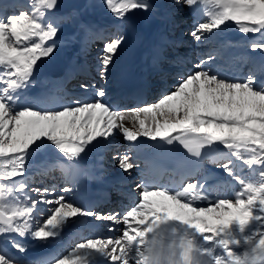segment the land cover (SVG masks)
<instances>
[{
    "label": "snow or ice",
    "instance_id": "1",
    "mask_svg": "<svg viewBox=\"0 0 264 264\" xmlns=\"http://www.w3.org/2000/svg\"><path fill=\"white\" fill-rule=\"evenodd\" d=\"M102 3L119 22L97 56L99 78L106 81L125 41L128 15L149 11L151 4ZM170 6L193 13L195 23L188 34L197 43L231 22L244 34L247 49L264 53V0H171ZM58 7L59 0H27L11 10L0 6V264H26L15 255L28 250L24 241L45 245L60 239L78 217L112 222L108 231L120 234L80 237L63 251L28 264H264V59L229 78L210 66L219 54H207L193 71L179 76L174 90L127 110L107 103L104 87L88 83L79 87L94 90L90 100L52 108L21 105L38 61L54 53L62 25L100 39L80 19L79 9L57 15ZM162 58L157 49L155 64ZM115 131L129 142L147 137L178 143L197 161L211 156L234 183L226 194L217 190L215 196L207 179H191L190 173L171 185H155L147 179L153 166L146 161L145 178L135 185V202L123 213L108 214L74 205L65 195H55V188L30 184L28 163L34 157L62 154L45 162L40 174L59 170L71 176L87 147ZM113 159L125 173L138 167L128 154ZM70 191L68 186L60 189Z\"/></svg>",
    "mask_w": 264,
    "mask_h": 264
},
{
    "label": "bare ground",
    "instance_id": "2",
    "mask_svg": "<svg viewBox=\"0 0 264 264\" xmlns=\"http://www.w3.org/2000/svg\"><path fill=\"white\" fill-rule=\"evenodd\" d=\"M13 0H0V6L8 7L10 2ZM151 9L149 11H134L128 15L127 23L123 28L122 34L125 36V41L122 46L119 48L118 52L114 55L113 61L109 66L107 79L106 81H102L99 78V74L96 78L90 77L89 79H84L82 83L95 84L97 87H104L106 90V97L104 98L107 103L110 105H114L113 101L115 95H120L119 93H115L113 89L115 88L116 82V74L119 64L122 60V57L125 53L126 48L130 45L131 41L134 38L140 39L143 48L140 54L137 56L140 58L138 62L140 80L139 82H144V87L146 90V94L151 99V103L156 102L155 94H162V89L165 87L170 88L169 91L174 90V86L179 82V75H172L176 70L181 72L188 66L194 68V65L199 63L201 58H204L209 53V49H213L216 46H220L226 52L224 54H228L229 57L232 58H241L245 55V51H248L247 56L253 60V63H258L261 59H264V53L260 51L252 52L250 49L245 47V41L243 42L241 39L236 36L240 32L236 28L233 33H230L226 28H223L222 31L215 30L216 34L212 36L210 39L197 43L195 40H190V37L186 38L183 42L178 38H175L176 30H185L186 28L191 30L193 24L195 23V17L193 13L185 7L184 9H180L181 16L177 18L180 20L179 23L175 25V28H171V22L173 21V15L170 14L166 8L163 7V0H152ZM22 2L27 3V0H22ZM88 0H86L85 5H87ZM102 2V1H100ZM103 6V5H102ZM86 7V6H85ZM104 11L98 12L97 8H95L92 4L89 9V13L87 15H83L81 20L85 23L89 24L92 27L94 33L97 30H100L101 27L106 24L116 25L119 22L114 20L111 13L107 11L105 7H102ZM88 10V9H87ZM100 16V19H98ZM92 21V23H90ZM76 37L74 39H64L62 38L57 42V47L53 54L50 55V59L47 61H58L61 62L64 66V70L61 73V76L52 77L47 76V73L43 69V75L37 74V70H35V74L32 77L33 83L31 86H38L30 89L28 87L21 94V98L27 99L30 105H33L35 101L41 95L48 94V97H54L55 99L49 103L48 108L59 107L61 104H65L61 97L64 93L71 94L72 92L78 93L79 96H82V100H90L93 97L94 90L89 89L87 92L82 90L80 87L74 88L69 87L68 84L65 83L69 77L77 76L83 73H88L86 68L87 58H91L92 54L99 55L102 47L97 46L92 54L90 48H88L85 44H83V39L85 34L78 29L76 30ZM191 36V35H190ZM249 38H254L250 35ZM73 42V45H70ZM101 41H99L100 43ZM103 45V44H102ZM187 45L188 49H190L187 57L180 56L179 50L182 46ZM169 49V51L166 50ZM174 48V52H171L170 49ZM157 49L162 50V59L159 61V64L156 65L154 62V55ZM169 52V54H168ZM214 52V51H213ZM230 52V53H229ZM223 54V55H224ZM84 55H89L85 57ZM222 55V56H223ZM223 58V57H222ZM217 59L215 63L212 65H217V70L221 72V64L222 62ZM45 62V61H44ZM97 65V58L94 61ZM224 62V61H223ZM186 64V67L183 64ZM43 64V63H42ZM229 66L235 72L241 74L242 72H247V68L239 67L237 64L233 63V61H228ZM188 65V66H187ZM211 68H213L211 66ZM178 72V73H179ZM159 73L156 77L155 75ZM167 74H171L168 75ZM171 78L167 79V77ZM120 80V79H118ZM168 91V92H169ZM158 99L160 98V95ZM121 96V95H120ZM140 98V97H139ZM21 105H26L27 103H23L20 101ZM124 103L123 101L121 102ZM37 108H42L38 102ZM144 105V104H143ZM140 105V106H143ZM132 108V107H131ZM122 110H127L124 108ZM126 126L132 127L131 123L126 122ZM138 140H145V144L143 146L138 145ZM136 142H129L123 138L122 133L119 131H115L114 134L108 139L97 138L96 141H93L91 145H89L84 153L81 154L79 159V164L83 165L86 169H88L85 174V180L90 185L93 180L98 181L104 187L113 190L114 188L120 189L121 192L129 191L134 193V197H136L137 190L135 189V185L140 183L142 179L145 178V162L149 161L146 159L145 153L152 147V142L162 143L163 147H170L172 145H167L165 142L157 140L152 141L147 137H138ZM125 144V147L130 149L132 147L133 150L136 151V154L142 156L143 160H141L135 169L131 170V174H136L137 179L130 180L131 174L123 172L118 166L117 173H108L105 170V167L100 164V155L104 153V151L111 150L118 147L120 144ZM132 153V151H131ZM62 156L58 152H51L44 156H38V159H31L28 163V178L31 175H34V172H38L40 167L45 162H50L56 156ZM117 163L116 160H114ZM211 169H219L220 175L219 178L215 180L209 181L208 185L213 193V196L216 195L217 190L220 193L226 194L229 191L228 185L230 183H234L231 181V178L226 175L222 168L218 167L217 164L213 161L211 156H206L203 160L196 162L192 168V176L191 179H196L198 175H202L207 173V171ZM40 172V171H39ZM62 178L67 182V177L62 176ZM164 184L168 183V179L162 180ZM41 183V182H40ZM74 186L71 187V193L73 192ZM70 192H68L69 200ZM105 196V193L103 194ZM72 202V200H70ZM44 206V205H42ZM117 212V211H115ZM112 222L109 221H98L94 220L91 217H78L73 218V222L69 224L63 231L62 236L64 238H69V241H73L78 239L80 235L82 237H90V236H107L112 235L114 232H109L108 227ZM115 227L119 228L118 225ZM86 229H90V233H86ZM116 234L119 235V232L116 231ZM27 251L25 253H15V255L19 256L22 260L28 264L31 260L38 256H42L46 253L34 252L30 253L29 249H47L53 245V240L48 244H45L43 248L42 245H37V242H29L24 241ZM12 251L11 249H9ZM33 257V258H32Z\"/></svg>",
    "mask_w": 264,
    "mask_h": 264
},
{
    "label": "rangeland",
    "instance_id": "3",
    "mask_svg": "<svg viewBox=\"0 0 264 264\" xmlns=\"http://www.w3.org/2000/svg\"><path fill=\"white\" fill-rule=\"evenodd\" d=\"M100 1H102V0H88V2H87V7H84L82 10H80V19H81V17L83 16V15H87L88 13H89V9H90V7H91V4L95 7V8H97V11L100 13V12H102V11H104L103 10V8L102 7H104V6H102L103 5V3L102 2H100ZM148 2L150 3V4H152L153 3V1L152 0H148ZM163 7L164 8H166V10H168L169 12H170V14L171 15H173V21L171 22V28H175V25L177 24V23H179V19L177 18V16H181V12H180V9L179 10H176V9H174V8H172L170 5H171V0H163ZM185 8V7H184ZM184 8H182V9H184ZM88 9V10H87ZM175 16V17H174ZM97 17H98V19H100V16H98L97 15ZM179 20V21H178ZM178 21V22H177ZM90 23H92V21H90ZM111 26H114L113 24H110ZM111 26H107L106 28H105V31H104V33H102L101 34V32L102 31H99L98 33L100 34V39H97L96 37L95 38H92L93 36H86L85 35V37H84V39H83V44H85L88 48H90V50H91V52L89 53V54H92L93 52H94V50L96 49V47L97 46H99V47H102V45L101 44H103V43H100V44H97L96 42H98L99 40H102V39H104V38H106L107 36H108V32H109V29L111 28ZM104 27L105 26H103V27H101L100 28V30H102V29H104ZM224 28H226V30H228L230 33H233L235 30H236V26L234 25V24H232L231 22H229V24H228V26L227 27H224ZM75 30V31H74ZM76 30H77V27L76 26H74V25H71V24H65V25H62L61 26V28H60V32H59V34H58V36H60V35H63V36H67V34L68 33H70V32H72V31H74V33L77 35V33H76ZM181 32V30H176V33H175V38L177 39L178 37H176V35H177V33H179V32ZM238 35V34H237ZM236 35V36H237ZM74 37H76V36H74ZM188 37H190V40H192V41H194V39L189 35ZM188 37H186V38H188ZM90 38H92L91 39V44L92 45H90L89 44V39ZM185 38V39H186ZM64 39H70V38H64ZM74 39V38H73ZM184 39V40H185ZM180 40V39H179ZM184 40H180V41H184ZM70 45H73V42L70 44ZM182 51V50H181ZM179 53H180V50H179ZM168 54H169V52H168ZM85 57H87V56H89V55H84ZM183 57H187V56H183ZM96 58H97V55L96 54H92V56H91V58L89 59V58H87L86 60H88L87 61V64H86V67L87 68H85V69H87V71H89L88 73H93V72H95L96 70H95V68L94 67H96L97 65L95 64V60H96ZM50 59V56L49 57H45V58H42L40 61H38V64H37V67H36V70H37V74H39V75H43V69H42V67H41V65H42V63L44 62V61H47V60H49ZM88 65V66H87ZM88 73H87V75H88ZM168 75H171V74H167V76ZM78 76H81V75H77L76 77H78ZM172 76H170V77H167V79H169V78H171ZM90 78V77H89ZM89 78H84V79H89ZM75 82H78V81H74L73 83H75ZM76 85H79V84H76ZM28 87H30V89H32V88H35V87H37L38 88V86H31V85H29ZM163 88H165V91L163 92V93H167L169 90H170V88H168V87H165V85H164V87ZM162 93V94H163ZM162 94H160V95H162ZM156 95V94H155ZM158 96L159 95H157V97L155 96V100H158ZM53 99H55L54 97H48L47 99H46V102L45 103H39V101L37 100V101H35L34 103H33V105L34 106H38L37 104H36V102H38V104H40V106L42 107V108H44V107H48V105H49V103L50 102H52L53 101ZM70 99V98H69ZM68 98L66 99V101H64L65 103H69V102H71V100H69ZM79 100H82V96L80 97V99ZM21 101L23 102V103H27V104H29L28 102V100L27 99H23V98H21ZM121 145L122 144H120L118 147H116V148H114L113 150H111V152H110V154H109V152H105L103 155H102V157H101V159H102V162H103V164H106L107 165V169L109 170V171H107L106 169V171L108 172V173H111V174H113L114 172H117V169H118V164L117 163H115L114 162V166L113 167H110L111 166V164H112V160H113V157L114 156H116V155H124V154H128L129 155V153H125V152H123V148H121ZM39 157L38 156H36V157H34L33 159H38ZM101 164V163H100ZM35 174H37V172L35 173L34 172V175ZM34 175H31L28 179H29V182H30V184L33 186V187H48L49 189H52V188H55V190H56V192H55V195H60V194H63V195H65V197H66V199L69 201V198H68V194L66 193V194H64V193H61L60 192V187H58L57 185H51V184H49V183H47V181H45V179H43V178H41V177H39V176H35L34 177ZM50 178H48V180H49ZM41 182V183H40ZM58 182V181H57ZM56 182V183H57ZM52 183V182H51ZM49 198H52V197H49ZM41 207H42V205H41ZM44 207H47V206H44ZM113 235H118V234H116L115 232L112 234V235H107V236H104V237H108V236H113ZM80 237H82V235H80L79 237H77V238H80ZM75 238H72V240H74ZM29 240V242H34V241H32L30 238L28 239ZM27 240V241H28ZM66 241H69V238H64L63 236H61V238L60 239H57V240H53V245L50 247V248H47V249H29L30 250V253H34V252H41V253H51V252H49V250L50 249H52V248H55L56 247V245L57 244H59L60 242H61V244L62 243H64V242H66ZM67 244H69V243H64V246L65 245H67ZM42 247L44 248L45 247V245H42ZM64 250V247L62 246L61 247V251H63Z\"/></svg>",
    "mask_w": 264,
    "mask_h": 264
},
{
    "label": "water",
    "instance_id": "4",
    "mask_svg": "<svg viewBox=\"0 0 264 264\" xmlns=\"http://www.w3.org/2000/svg\"><path fill=\"white\" fill-rule=\"evenodd\" d=\"M86 0H59V7L57 8V12H66L75 8H82L85 4ZM47 68V66H46Z\"/></svg>",
    "mask_w": 264,
    "mask_h": 264
}]
</instances>
